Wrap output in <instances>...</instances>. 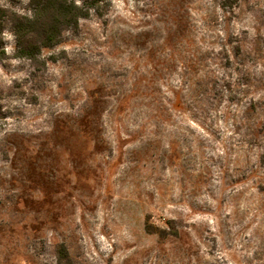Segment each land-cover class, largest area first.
<instances>
[{
	"label": "rangeland",
	"instance_id": "1",
	"mask_svg": "<svg viewBox=\"0 0 264 264\" xmlns=\"http://www.w3.org/2000/svg\"><path fill=\"white\" fill-rule=\"evenodd\" d=\"M0 9V264H264V0H110L35 63Z\"/></svg>",
	"mask_w": 264,
	"mask_h": 264
},
{
	"label": "trees",
	"instance_id": "2",
	"mask_svg": "<svg viewBox=\"0 0 264 264\" xmlns=\"http://www.w3.org/2000/svg\"><path fill=\"white\" fill-rule=\"evenodd\" d=\"M109 2L110 0H83L80 3L77 0H30V16L14 14L6 18L12 24L18 40V56L38 62L43 50L60 45L63 34L78 31L82 20L90 19L93 14L102 17ZM2 13L5 11L0 9V35L4 21ZM222 88L224 92L228 90ZM81 118L84 125H89V113L81 115ZM59 255L60 264H69L68 253L64 248L60 249Z\"/></svg>",
	"mask_w": 264,
	"mask_h": 264
}]
</instances>
